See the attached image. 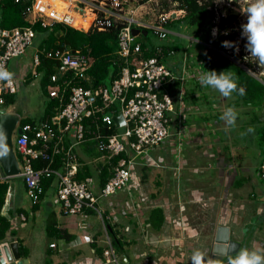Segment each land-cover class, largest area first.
Listing matches in <instances>:
<instances>
[{
    "label": "built area",
    "instance_id": "1",
    "mask_svg": "<svg viewBox=\"0 0 264 264\" xmlns=\"http://www.w3.org/2000/svg\"><path fill=\"white\" fill-rule=\"evenodd\" d=\"M19 1L21 0H15ZM26 1L25 13L29 24L39 22L42 27L64 24L84 33L108 30L116 32V53L122 58L123 63L119 77L109 86H92L87 73L90 65L81 49L55 48L43 54L45 58L55 61V70L49 77L46 92L49 98L59 101L60 108L48 121L20 125L21 133L15 138L16 153L22 167L19 177L24 181L30 205H36L41 199L43 194L41 180L53 177L57 185L56 201L60 204L62 214L79 215L86 210H92L100 218L106 232V219L109 217L103 216L97 209V199L113 196L129 181L131 154L140 155L147 148L158 146L165 141L169 135L168 115L175 109L171 86L179 81L176 97L182 104L184 85L198 82V76L202 72L195 64V62L199 64V51L196 53L184 51L182 66L174 70L162 61L166 50L160 45L153 48L152 56L132 66L131 61L135 55L142 52V47L135 41L132 30L151 29L160 40L165 39L172 34L165 23L183 18L186 15V8L181 6L179 0ZM232 1L241 5V11L244 13L247 0H213L212 4L207 6L208 10L213 12L211 23L206 24L199 33L201 36L208 35L209 41L201 42L193 37L187 38L190 42H200L203 47L211 49L214 55L218 53L225 56L259 78L249 68L239 63L241 57H246V54H243L247 52L246 49L241 52L239 44H235L236 47H222L218 50L212 44V40L218 38V34L212 35V30L217 29L221 16L217 4L223 3L226 7H232ZM132 5L138 7L132 8ZM137 10L146 15L137 13ZM34 37L35 32L30 26L0 30V65L10 71L9 62L24 54L26 48L33 44ZM225 40L231 41L229 38L223 41ZM174 52L169 50L168 54ZM187 60L191 64L194 63L189 68L186 65ZM40 62L39 56L35 53L30 69L33 77L40 76L36 71ZM259 75L264 76V69L259 71ZM14 93H17L14 77L11 84L0 82V109H6L4 95ZM186 111L187 107L184 106L179 109L180 115L183 116ZM118 115L122 118L123 125L116 127L113 117ZM98 118H101L107 127L114 125L120 129L108 135L105 140L92 132L101 151V157L110 159L121 153L124 155L114 163L111 176L96 193L92 176L77 178L81 164L73 148L83 142L86 131L84 121L89 119L95 122ZM66 136L76 138L77 141L71 143L65 151L63 143ZM55 154L65 155L59 169L49 167V164L54 162ZM35 160L47 164L35 168L33 165ZM257 176L264 181V157L257 168ZM3 179L5 178L0 172V180ZM21 218L23 219V216ZM83 239L90 240L87 236ZM108 241V246L103 251L106 260L121 264L109 239ZM74 243L77 244V241L74 240ZM4 244L6 243L0 244V249ZM49 246L54 247L55 243ZM1 257L4 258L3 253L0 254V259Z\"/></svg>",
    "mask_w": 264,
    "mask_h": 264
},
{
    "label": "crops",
    "instance_id": "2",
    "mask_svg": "<svg viewBox=\"0 0 264 264\" xmlns=\"http://www.w3.org/2000/svg\"><path fill=\"white\" fill-rule=\"evenodd\" d=\"M31 61L17 58L9 62L14 79L26 81ZM192 86L187 87L190 92L182 104L174 87L170 88L175 109L168 115L169 135L160 145L140 155L131 154L129 181L113 196L97 199V209L109 217L106 232L92 210L64 215L60 209L59 218L52 210L58 203L52 184L39 206L34 208L28 202L24 208L25 185L10 178L2 208L10 226L0 237V244L8 247L17 242L19 252L24 250L20 258L27 260L25 264H116L103 254L108 239L121 264H190L194 248L213 256L212 242L219 226L224 225L229 238L238 243L236 250L264 247V190L254 186L247 170L224 153L217 137L208 135L204 126H210L213 133L212 126L218 122L216 118L210 121L215 115L211 106L216 103L205 102L204 87L200 90ZM207 96L208 100L214 98ZM183 106L187 107L184 116L179 113ZM80 149L87 155V145ZM96 173L92 178L98 193L101 186ZM28 213L38 217V224L34 233L23 234ZM84 236L90 240H84ZM110 236L119 240V246L112 244ZM51 243L55 246L50 247ZM222 258L226 261L227 256ZM4 264L16 261L12 258Z\"/></svg>",
    "mask_w": 264,
    "mask_h": 264
},
{
    "label": "trees",
    "instance_id": "3",
    "mask_svg": "<svg viewBox=\"0 0 264 264\" xmlns=\"http://www.w3.org/2000/svg\"><path fill=\"white\" fill-rule=\"evenodd\" d=\"M181 1V6L186 8V15L181 19H176L173 21H168L165 23V26L171 30V26L178 21H183L188 27L195 29L196 34L192 36L195 38L196 35H200L199 33L203 29L206 24L211 23V19L213 16V12L209 11L207 6L212 4L213 0H179ZM245 8L247 4L244 5ZM27 1L21 0L19 2H15V0H0V30L3 29H12L16 27H25L30 26L35 32V38L39 40L38 43V52L36 53L40 58V65L37 68V73L40 75L39 77V87L42 92V95L45 98V106L42 115L38 119H34L30 116H25L20 120V125L23 126L25 124L34 125L36 123H41L43 121H48L52 115L58 111L60 108V103L57 99L49 98L46 92V87L49 83V77L54 72L55 61L49 58L44 57V53H49L53 51L55 48H70L72 50L81 49V51L87 57L89 62V70L87 71L90 83L93 87L104 85L107 86V82L110 85L115 79L119 77L120 67L123 63L122 58L116 53L117 50V41L115 38V30H108L103 32H93V33H84L78 31L70 26L64 24H55L52 27H42L39 22L34 24H29L26 20V10ZM178 7V6H177ZM217 8L220 12V21L217 23L218 38L216 40H212V44L218 50L222 49L221 42L229 38L232 42H235V38L239 37V34H242L241 25L247 22L246 15L241 11V5H238L236 1H232V7H226L223 3L217 4ZM151 29H145L146 34L143 35L147 37L148 31ZM152 31V30H151ZM153 32V31H152ZM226 32L227 34H223ZM154 35H156L153 32ZM178 35L177 33H174ZM170 35V34H169ZM167 36V38L169 37ZM157 36V35H156ZM180 36V34L178 35ZM201 42H208V35L202 36ZM33 39V40H34ZM159 39V38H158ZM166 39V38H165ZM163 40V39H162ZM142 47V52L139 55H135L134 60L131 61V65H138L144 59L152 56L154 53V47H148L145 43L139 42ZM197 43L200 46L196 47V52L199 51V64L195 62L203 72L205 70H215L217 73L225 70H229L235 73L238 77V85L242 86L245 89V94L240 96L238 94H233L234 98L228 99L225 98V101L229 106H240L245 104H252L261 109V115L254 114L252 122L255 124L260 122L262 125L259 128L260 140L258 143L260 152L262 155V159L264 157V76H260L259 78L255 77L251 73H249L246 69L241 67L239 64L229 60L225 56L221 54H213V51L209 48H205L200 44V42H191ZM190 46V45H189ZM240 46V45H239ZM163 48V47H162ZM164 49V48H163ZM180 50L177 45H172L171 47H167L164 49V55H168V51L172 50ZM201 49V50H200ZM241 52L244 48L243 45L240 46ZM193 51L187 50L186 47L183 49V53ZM182 53V55H183ZM253 58L246 59V66L253 67L258 64L256 61H252ZM183 57L177 69H180L182 66ZM194 64V63H193ZM191 62L187 60L188 68L192 66ZM259 69H264V66H257ZM33 80V75L29 70L27 74V79L24 83H28ZM76 83V81L74 82ZM179 81L174 83L171 87H174L175 91L178 90ZM187 84V85H186ZM184 85L185 93L182 97V101L186 99V96L190 92L187 87H189V83ZM193 89L198 88L202 89L203 87L196 82L192 86ZM190 89V88H189ZM204 97L205 102L219 104L218 97L208 100L207 94L201 90ZM178 92V91H177ZM14 94H5V103L4 106H8L15 102ZM67 95V93H66ZM176 96V94H175ZM175 98V97H174ZM65 100V99H64ZM214 100V101H213ZM175 101V100H174ZM64 104V103H63ZM62 105V104H61ZM220 114H216V120L219 121ZM205 119H210L208 115H205ZM84 127L86 129L84 133L83 142L87 144V148L89 152L83 154L80 150V147L73 148V152L77 155L78 161L81 164V171L77 174L78 179H84L86 176H92L93 172H97L98 183L100 186H103L107 179L111 176L112 166L114 163L124 155L121 153L118 156H113L112 158H102L101 151H99L96 141L94 140V135L102 136V139L119 131L114 125L111 127H107L105 123L102 122L101 118H98L95 122L91 120L84 121ZM94 132V135L93 133ZM30 134L29 137H31ZM65 143H63L64 150L68 149V146L77 141L76 138H72L66 136ZM70 139V140H69ZM82 142L77 145H81ZM17 154V153H16ZM18 156V155H17ZM65 157L64 154H55L53 156L54 162L49 164L50 168L59 169L62 165V159ZM100 158V159H99ZM261 159V160H262ZM97 160V161H96ZM104 160V162H102ZM47 163L35 160L33 165L35 168H39ZM20 181L22 185L24 181L21 177H14V179ZM9 179L0 180V237L3 236L8 230L10 223L6 217L2 214V208L6 205V197L9 189ZM56 185V181L53 177L43 178L41 180V186L43 187V194L41 195V199L43 198L46 190L50 187V185ZM25 188V186H24ZM40 199V201H41ZM40 201L36 205H32L34 208L39 206ZM112 240V244L119 246V240L115 239L116 237L110 236ZM20 244V242H19ZM20 254L23 256L24 250L20 249Z\"/></svg>",
    "mask_w": 264,
    "mask_h": 264
},
{
    "label": "rangeland",
    "instance_id": "4",
    "mask_svg": "<svg viewBox=\"0 0 264 264\" xmlns=\"http://www.w3.org/2000/svg\"><path fill=\"white\" fill-rule=\"evenodd\" d=\"M221 1V0H219ZM137 5V3H136ZM138 6L132 5V8H135ZM139 14H143L144 12H140L137 10ZM144 15H146L144 13ZM143 21V20H142ZM193 28V27H192ZM188 27L183 21H178L174 23V25L171 26V31L172 34L169 35L168 38L160 40L156 35L153 34L151 30L148 31L147 37H144L142 34H137L135 36V41L136 42H143L145 43L148 47H155L156 45L162 46L164 49H167V47H171L172 45H177L178 49L180 47V50H175L173 54H166L165 56L162 57V61L170 68L175 69L177 66H179L181 59H182V51L184 47L187 48V50L193 49V51L196 53L195 48L199 47L200 45L197 43H191L190 40L187 37H192L194 33L196 34V30ZM174 33L180 34L181 36H178ZM195 39L198 41H201L203 37L201 35H196ZM38 43L39 40L35 38L33 40V44L28 46L25 50V53L20 55L17 58H21L24 61H31L32 56L38 52ZM235 44H239L240 46L243 45L244 48L246 49V38L242 36V34H239L238 38H235ZM190 45V46H189ZM201 50V49H200ZM246 54L247 58H250V53L243 52V54ZM245 57V58H246ZM14 58V59H17ZM241 57V61L239 62L242 65L246 66V59ZM253 58V57H251ZM12 59V60H14ZM11 60V61H12ZM240 60V59H239ZM253 62L255 61V58L251 59ZM177 65V66H176ZM247 67V66H246ZM251 72H253L256 76L260 77L259 69L257 66L255 67H247ZM15 78V77H14ZM15 83L18 87V92L16 93V96L18 97L15 102L11 105L5 106L6 109L10 108L11 106H17L18 110L21 112L22 115H27L32 118L38 119L44 110L45 106V98L42 95V92L39 87V78L38 77H33V80L28 82L27 84L24 83L23 78L15 79ZM107 86H109L107 82ZM173 94L174 92L171 91ZM204 92L206 94H210L211 96L218 97L219 99V104L216 103L215 106H211V113L215 114L213 118L210 120L211 122L215 121L216 114L223 112V110L226 107H229L227 102L224 100V98L221 100V95L210 88H204ZM176 94V92H175ZM234 98V95L231 98H228L229 100ZM203 102V101H202ZM215 102V101H214ZM233 106V105H231ZM235 110L238 112V119L236 121V126L234 129H232L230 132H225L224 129L226 127V124L224 121L220 120L217 122V124H213V133H211V129H208L210 126H204L206 130H208V135L212 138L217 137L220 142H217L220 144L222 148L225 150V154H230V157L232 161L235 162V164H240L241 168H245L247 170V174L251 176L252 184L256 186L258 189L264 190V181L258 179V176L256 174L257 168L261 162L262 155L258 146L259 140H260V133H259V128L262 125L260 122L253 123L252 122V117L254 114L256 115H261V109L258 108L255 105L252 104H245V105H240V106H234ZM217 119V118H216ZM249 127H253L255 131L253 133H249L247 135L242 136L241 133H244L247 131ZM120 130V129H119ZM86 143L82 142L81 145H76L75 148H86ZM164 146V145H163ZM189 150L196 151V148L194 147H189L187 148ZM81 150V149H80ZM89 152V151H88ZM104 162V160L102 161ZM57 189V185H55ZM52 193V192H51ZM23 200H22V206L24 208L27 207L28 205V196L27 195H22ZM60 204L55 203L52 206V210L56 213V215L60 218ZM41 213V212H40ZM28 219L26 222V227L21 230V232L30 233V232H35L36 230V225L38 223H35V220H38V217L35 219L32 218L31 214L28 213ZM34 250H35V245H34ZM35 259H33V262Z\"/></svg>",
    "mask_w": 264,
    "mask_h": 264
},
{
    "label": "clouds",
    "instance_id": "5",
    "mask_svg": "<svg viewBox=\"0 0 264 264\" xmlns=\"http://www.w3.org/2000/svg\"><path fill=\"white\" fill-rule=\"evenodd\" d=\"M244 14L247 17V22L241 25V29L242 36L246 38V50L250 53V57L255 58L259 67L264 66V0H247ZM218 32L219 30L214 28L212 35L216 36ZM221 46L225 48L236 47L235 42L227 40L222 41ZM13 76L12 72L0 65V82L11 84ZM237 81V75L229 70L219 73L215 70H205L198 76V82L202 87L213 89L224 98H231L234 93L240 96L245 94V89L239 86ZM219 118L225 122L224 131L227 133L235 128L238 112L234 106H229L223 110ZM254 131L253 127H249L241 135L244 136ZM7 152L5 131L0 127V155ZM226 256L225 261L222 257L210 256L205 251L194 248L190 257V264H264V247H241L227 253Z\"/></svg>",
    "mask_w": 264,
    "mask_h": 264
},
{
    "label": "water",
    "instance_id": "6",
    "mask_svg": "<svg viewBox=\"0 0 264 264\" xmlns=\"http://www.w3.org/2000/svg\"><path fill=\"white\" fill-rule=\"evenodd\" d=\"M145 35L146 31H140L139 29H133L132 34ZM15 100L18 98L15 95ZM13 104V103H12ZM11 104V105H12ZM27 115H22L17 106H11L8 109H0V127L5 131L6 145L8 152L4 155H0V172L1 175L8 179L19 177L22 172V167L16 154L15 138L21 133L20 120ZM116 127L123 125V120L120 115L113 117ZM228 228L224 225H220L217 229L216 236L212 242V255L215 257H224L227 253L235 251L238 243H235L229 238ZM235 246V247H234ZM3 253L7 262L15 259L16 264H25L26 259L20 258V252L17 242L11 243L8 247L0 249V254ZM1 257L0 264H4V259Z\"/></svg>",
    "mask_w": 264,
    "mask_h": 264
}]
</instances>
